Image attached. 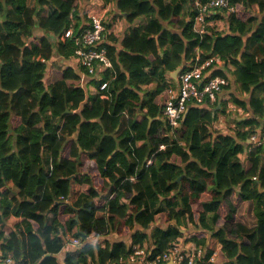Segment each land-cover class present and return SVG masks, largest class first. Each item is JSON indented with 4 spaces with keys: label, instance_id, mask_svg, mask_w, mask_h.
<instances>
[{
    "label": "trees",
    "instance_id": "trees-1",
    "mask_svg": "<svg viewBox=\"0 0 264 264\" xmlns=\"http://www.w3.org/2000/svg\"><path fill=\"white\" fill-rule=\"evenodd\" d=\"M30 1L0 0V264H125L127 233L160 254L190 226L193 250L219 249L217 264H264V148L247 146L264 133V0L237 1L227 30L202 43L190 21L197 0H116L130 26L101 44L112 70L99 77L68 62L83 0ZM196 49L221 56L233 70L216 75L236 89L212 110L192 106L171 139L165 89ZM231 104L249 117L225 135L213 125ZM245 204L251 227L238 221ZM116 231L121 241L105 248L64 251L68 233Z\"/></svg>",
    "mask_w": 264,
    "mask_h": 264
},
{
    "label": "built area",
    "instance_id": "built-area-1",
    "mask_svg": "<svg viewBox=\"0 0 264 264\" xmlns=\"http://www.w3.org/2000/svg\"><path fill=\"white\" fill-rule=\"evenodd\" d=\"M237 1L242 0H197L195 3L196 12L190 19L195 37L202 43L210 35L211 29L219 30L220 24L227 28L229 17L236 13L235 3ZM114 15L119 20L118 12H115ZM104 21V16L101 14L95 13L89 17L87 28L82 30L76 40L77 48L72 57L82 72L86 70L92 77H99L104 71L112 70L108 52L106 48H101V44L107 40L108 29ZM224 65V59L218 54L211 53L205 57L202 50L196 49L193 58L180 68L175 84L167 86L162 114L165 126L171 131L168 134L171 139L174 137L173 133L182 128L184 117L192 106L206 108L210 104H215L223 92L230 87L229 78L216 75ZM228 99L229 94L224 100ZM232 110L236 112L237 108ZM213 127L216 128V126ZM247 146L249 153L255 148H264V133L251 135ZM165 148V145L160 147L161 150H165ZM148 164H152V161H149ZM184 231L188 230L184 229L183 236L171 243L168 249L160 254H155L153 248L146 244L140 247L129 243L131 250L125 264H217L220 250L217 249L213 252L204 248L193 250ZM113 234L108 233L103 237L91 234L84 240L68 233L64 236V251L71 248L73 252H78L85 244L105 248V238L110 239ZM120 262L122 263L123 260L121 259ZM2 264H16V262L12 255H9L2 261ZM107 264L118 263L108 262Z\"/></svg>",
    "mask_w": 264,
    "mask_h": 264
},
{
    "label": "crops",
    "instance_id": "crops-1",
    "mask_svg": "<svg viewBox=\"0 0 264 264\" xmlns=\"http://www.w3.org/2000/svg\"><path fill=\"white\" fill-rule=\"evenodd\" d=\"M116 0H112V2L110 3H106L104 0H83L81 1V8L79 9V15L81 17V24H80V29H82L83 31L85 30V28H87V25L89 23V17L92 15V14H101L104 16V24L106 26V28L108 29V31L106 32L107 34V38L108 39L110 37V33L111 35L114 34L115 37L119 38V40H122V38L124 37V34L126 31L129 30V24L126 23L123 19H120L118 20L116 17H115V8H116ZM187 20H189V16L186 17ZM222 25V24H220ZM175 31H179L178 29V26L175 27ZM220 31L219 32H223V31H226L227 28L226 26L223 25V28L219 29ZM70 63L71 66L75 67L78 71H80L81 69L77 66L76 62H74L72 59L70 61H68ZM60 64V63H59ZM62 64V62H61ZM228 66H226V64L224 65L223 67V71L224 73H228ZM233 70V69H232ZM81 74L84 75V73L82 72L81 70ZM172 78V74L170 75ZM92 77V76H91ZM84 78V77H83ZM173 82L176 81V78H173ZM90 81V77L87 78V83ZM171 80L167 79V83L168 84H171L173 83ZM153 86L151 85L149 88L147 89H151ZM229 89V88H228ZM226 89L223 94L220 96V100H224L226 98V95L228 93H230V91ZM233 90V89H232ZM89 92L90 94H96L97 93V90L96 88L94 87L93 84H90L89 85ZM230 97V96H229ZM221 103H219V106H220ZM213 106H215V104H210L208 107H206V110H212L213 109ZM235 108V107H230L229 109V113H231V116H224L222 113H219L218 114V120L216 123H214L213 126H216V127H222L223 129L226 130V132H228V134L232 135V134H235V132L237 131V126L235 124V121L236 120H239V121H244L247 119L248 114H246L245 116H240L239 113H241V110L240 109H237L236 112H234L232 109ZM237 108V107H236ZM238 113V114H237ZM227 114V112L225 113ZM219 130V128L217 129ZM226 134V135H228ZM160 217V216H159ZM14 221V223H17L18 220L17 219H11V222ZM119 238V236L114 233L113 234V237H111L110 239L109 238H105V242L107 243H111L109 241H112L114 242L112 239H117ZM117 241H121L120 240H117ZM124 242H126L127 244L131 243V241H126V240H123ZM64 252V251H63Z\"/></svg>",
    "mask_w": 264,
    "mask_h": 264
},
{
    "label": "rangeland",
    "instance_id": "rangeland-1",
    "mask_svg": "<svg viewBox=\"0 0 264 264\" xmlns=\"http://www.w3.org/2000/svg\"><path fill=\"white\" fill-rule=\"evenodd\" d=\"M35 0H31L30 2H34ZM120 20V19H119ZM221 28H223V25H220L219 27H218V29H221ZM217 31H220V30H216V32ZM228 74H229V72L231 71L232 72V67L231 66H228ZM50 76H51V78H50V80H49V82H47L49 85H51V84H53L55 81H57V79H58V75H57V71L54 69V67H53V65L51 64L50 65ZM153 88V87H152ZM230 89H233V90H235L236 89V85L234 84H232L231 83V85H230V87H229ZM230 107H235L233 104H231L230 105ZM238 114V113H237ZM224 116H231V113H229L228 112V110H227V114H223ZM239 115L240 116H245V113L243 112V111H241V113H239ZM217 129L219 128V131L222 133V134H228V132H226V130L225 129H223L222 127H216ZM204 198H205V200H207L208 199V195L206 194L205 196H204ZM164 219H166V217L164 216L163 217ZM238 221L240 222V223H244V224H246L247 226H253V221H254V217H253V213H252V206L251 205H247V204H245V205H243L242 206V208L240 209V211H239V214H238ZM157 222H158V225H163L164 227L167 225H169V226H172V223H170V224H168V222L165 220H161V217H159L158 219H157ZM14 225V221H12V222H10V225H9V227L7 226V234L11 231V226H13ZM118 229V232H119V234H120V231L121 232H123L122 230V228H117ZM188 229H190V230H188L187 232L186 231H184L186 234V237H187V239H189V237L192 235V232L193 231H195L191 226L188 228ZM118 232L116 231L115 233L119 236V238H117V239H112L113 241H117V240H120V239H122V237L118 234ZM123 239H125L127 242L128 241H130V240H132L131 239V235L129 234V233H127L126 235H125V238H123ZM150 245L149 243H146V245ZM66 251H72L73 249H71V248H69V249H65ZM64 255H65V253L64 252H62L60 255H59V258H60V260H62L63 259V257H64Z\"/></svg>",
    "mask_w": 264,
    "mask_h": 264
},
{
    "label": "water",
    "instance_id": "water-1",
    "mask_svg": "<svg viewBox=\"0 0 264 264\" xmlns=\"http://www.w3.org/2000/svg\"><path fill=\"white\" fill-rule=\"evenodd\" d=\"M179 71H180V68L177 69L174 73H172L173 78H176V77H177V74L179 73ZM188 113H189V111L186 113V115H185V117H184V120H185L186 117L188 116Z\"/></svg>",
    "mask_w": 264,
    "mask_h": 264
}]
</instances>
